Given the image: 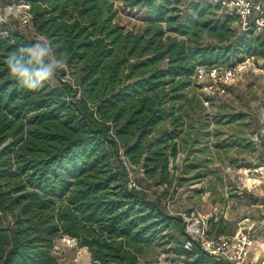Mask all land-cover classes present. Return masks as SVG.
Listing matches in <instances>:
<instances>
[{"label":"trees","instance_id":"16d2710c","mask_svg":"<svg viewBox=\"0 0 264 264\" xmlns=\"http://www.w3.org/2000/svg\"><path fill=\"white\" fill-rule=\"evenodd\" d=\"M115 1L144 10L141 32L114 21ZM25 2V25L68 58L58 85L27 89L7 58L38 39L0 22V264H57L53 242L62 236L93 264H136L152 244L183 264H220L162 198L205 167L189 158L207 149L196 147L209 133L196 67L264 60V31L236 33L234 14L209 0ZM181 151L186 162L171 169ZM135 171L138 189L129 186ZM218 224L206 234L221 235L211 234Z\"/></svg>","mask_w":264,"mask_h":264},{"label":"rangeland","instance_id":"374dc122","mask_svg":"<svg viewBox=\"0 0 264 264\" xmlns=\"http://www.w3.org/2000/svg\"><path fill=\"white\" fill-rule=\"evenodd\" d=\"M26 5L25 0H0V22L9 26L17 22L29 37L39 40L42 37L25 25ZM113 10L114 21L125 31L143 30V9L126 8L115 1ZM50 83L58 85L57 75ZM212 98L200 111L206 118L209 133L196 147L207 146V149L189 156L202 160L205 167L199 173L194 171L187 175L191 179L181 186L175 183V193H171L170 188L162 201L189 224L203 220L205 231L210 230L213 222H222L224 227L218 224L211 234L230 235L251 227L249 230L259 237L264 235V73L247 71L224 94ZM192 118L196 129L201 130L195 116ZM220 142L224 143L221 147L217 145ZM185 162L181 151L174 162H169V167L173 169L175 164L180 167ZM141 176V171L131 174L133 179ZM148 182L141 184L147 186ZM163 188L164 185L151 186L148 194L156 197ZM165 248L167 245L145 247L136 264H183ZM52 255L57 264H93L87 249L67 236L54 240Z\"/></svg>","mask_w":264,"mask_h":264},{"label":"built area","instance_id":"2783aa9c","mask_svg":"<svg viewBox=\"0 0 264 264\" xmlns=\"http://www.w3.org/2000/svg\"><path fill=\"white\" fill-rule=\"evenodd\" d=\"M220 6L218 13L234 14L231 28L236 33L249 30L264 31V0H209ZM28 6L26 5V8ZM28 15V14H27ZM29 15L25 22H29ZM247 71L264 73V60L255 55H245L243 59L234 60L230 64L221 66H197L192 78L196 91L203 97V103L208 104L212 97L224 94ZM123 159V158H122ZM129 186L139 188L132 177ZM184 221L186 218H183ZM203 220L189 224L185 221L186 232L198 241L200 248L215 262L220 264H264V258L251 255L257 242H264V235H254L251 227L240 229L233 234L208 236L206 224ZM202 223V224H201ZM201 225V226H200ZM245 228V227H244Z\"/></svg>","mask_w":264,"mask_h":264},{"label":"clouds","instance_id":"9594fccd","mask_svg":"<svg viewBox=\"0 0 264 264\" xmlns=\"http://www.w3.org/2000/svg\"><path fill=\"white\" fill-rule=\"evenodd\" d=\"M27 57V58H26ZM67 53H57L46 37L31 47H21L7 58L10 74L29 90H38L51 82L67 64Z\"/></svg>","mask_w":264,"mask_h":264},{"label":"crops","instance_id":"0c3cea01","mask_svg":"<svg viewBox=\"0 0 264 264\" xmlns=\"http://www.w3.org/2000/svg\"><path fill=\"white\" fill-rule=\"evenodd\" d=\"M251 255H253L254 258H264V242H257L251 251Z\"/></svg>","mask_w":264,"mask_h":264},{"label":"bare ground","instance_id":"6f19581e","mask_svg":"<svg viewBox=\"0 0 264 264\" xmlns=\"http://www.w3.org/2000/svg\"><path fill=\"white\" fill-rule=\"evenodd\" d=\"M20 11V10H19Z\"/></svg>","mask_w":264,"mask_h":264}]
</instances>
